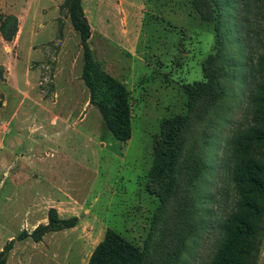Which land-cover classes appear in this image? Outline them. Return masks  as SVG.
I'll use <instances>...</instances> for the list:
<instances>
[{
    "label": "rangeland",
    "instance_id": "374dc122",
    "mask_svg": "<svg viewBox=\"0 0 264 264\" xmlns=\"http://www.w3.org/2000/svg\"><path fill=\"white\" fill-rule=\"evenodd\" d=\"M65 1L0 0V31L17 19L12 40L0 34V254L6 264H88L110 228L145 264H212L237 201L234 139L251 123L259 82L257 5L220 0V45L203 0H82L96 60L129 92L133 132L121 142L90 102ZM210 57L219 89L189 104L186 87L207 81ZM177 116L189 125L163 204L149 190L154 143ZM51 210L76 226L46 232Z\"/></svg>",
    "mask_w": 264,
    "mask_h": 264
},
{
    "label": "trees",
    "instance_id": "16d2710c",
    "mask_svg": "<svg viewBox=\"0 0 264 264\" xmlns=\"http://www.w3.org/2000/svg\"><path fill=\"white\" fill-rule=\"evenodd\" d=\"M207 7V20L217 14L214 26L218 44L225 45L223 33V5L220 0H203ZM257 5L258 36L264 34V0H253ZM74 28L83 44V80L90 92V102L96 106L114 138L128 142L132 138V108L129 92L124 83L106 72L96 60L89 43L91 29L84 14L82 0H66ZM259 16V18H258ZM10 24L14 27L9 30ZM17 19L8 16L2 22L5 40H12ZM260 41V38H259ZM208 64L210 65L209 67ZM216 67V68H214ZM206 82L187 85L189 104L207 89L213 98L219 89L221 69L211 60L204 63ZM259 82L252 97V119L247 128L238 132L234 139L232 180L237 201L234 210L224 223L221 245L212 264H258L264 237V45L256 64ZM186 116L165 119L160 135L154 143V160L150 171V193L160 197L163 204L173 196L176 168L186 143ZM77 218L62 220L55 210L49 214V225L43 230L55 231L76 226ZM146 252L126 240L117 231L107 229L104 239L93 252L88 264H145ZM0 264H6L0 254Z\"/></svg>",
    "mask_w": 264,
    "mask_h": 264
},
{
    "label": "crops",
    "instance_id": "0c3cea01",
    "mask_svg": "<svg viewBox=\"0 0 264 264\" xmlns=\"http://www.w3.org/2000/svg\"><path fill=\"white\" fill-rule=\"evenodd\" d=\"M0 34H1V36H2V32L0 31ZM4 39V38H3ZM14 60L15 59H9V60H7L5 63H4V65L6 66V71L8 72V70H9V68H11L12 70L14 69V67H15V64H14Z\"/></svg>",
    "mask_w": 264,
    "mask_h": 264
}]
</instances>
